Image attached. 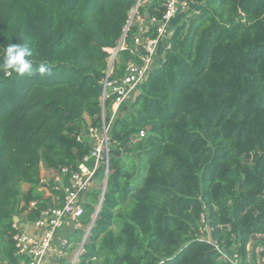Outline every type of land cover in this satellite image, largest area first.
I'll use <instances>...</instances> for the list:
<instances>
[{"label": "trees", "instance_id": "obj_1", "mask_svg": "<svg viewBox=\"0 0 264 264\" xmlns=\"http://www.w3.org/2000/svg\"><path fill=\"white\" fill-rule=\"evenodd\" d=\"M200 1L196 13L172 21L162 60L111 122V154L122 158H110L78 264L264 261V0ZM136 2L0 0V64L8 44L28 41L33 69H50L29 76L0 67V264L21 260L14 216L31 201L39 210L49 204L40 168L74 170L88 154V140L76 137L99 126L104 49L116 46ZM162 11L161 0L139 8L145 17ZM139 29L135 23L127 32L111 78L139 63L129 51ZM97 177L99 184L103 173ZM100 195V186L86 194L80 228L68 236L73 248Z\"/></svg>", "mask_w": 264, "mask_h": 264}, {"label": "built area", "instance_id": "obj_2", "mask_svg": "<svg viewBox=\"0 0 264 264\" xmlns=\"http://www.w3.org/2000/svg\"><path fill=\"white\" fill-rule=\"evenodd\" d=\"M151 0H137L129 13L122 35L113 48H106V70L101 81V113L99 126L88 125L84 132L77 134V141L85 139L90 143L88 154L84 155L76 169L63 167L60 173H52L47 178L40 177V189L49 199V204L39 210L37 201H31L27 207L14 216L12 240L15 255L21 258L19 264H78L79 257L84 252V244L90 234L100 211L105 192L107 178L110 173L111 141L108 132L112 120L118 110L127 103H132L139 93L154 67L157 59L162 60L168 48V40L173 32L172 21L176 18H186L188 14L197 12V0H161L162 14L160 18L145 17L139 14V8ZM195 12V13H196ZM139 24L140 34L133 39L130 53L137 57L139 63L129 62L124 75L111 78L113 64L120 51L127 49L125 38L133 24ZM154 29V37L146 36ZM111 101L110 118L106 120L105 102ZM143 132L138 138H142ZM103 173L98 184L97 175ZM52 181L51 185L50 182ZM100 186L101 195L92 214L91 223L84 228L82 240L73 245L66 238L57 239L58 231L66 226L79 228V218L84 213V199L88 192ZM39 212L38 217H29ZM93 222V223H92ZM258 252L261 249L257 250ZM226 260V258H223ZM232 264H238L233 261Z\"/></svg>", "mask_w": 264, "mask_h": 264}, {"label": "clouds", "instance_id": "obj_3", "mask_svg": "<svg viewBox=\"0 0 264 264\" xmlns=\"http://www.w3.org/2000/svg\"><path fill=\"white\" fill-rule=\"evenodd\" d=\"M33 55L32 47H30L28 41H24L22 44H8L3 51V60L0 67L5 71L15 72L18 74L27 73L29 76L36 75L41 76L50 74L49 67L46 64L41 63L38 68L33 69L32 60Z\"/></svg>", "mask_w": 264, "mask_h": 264}, {"label": "rangeland", "instance_id": "obj_4", "mask_svg": "<svg viewBox=\"0 0 264 264\" xmlns=\"http://www.w3.org/2000/svg\"><path fill=\"white\" fill-rule=\"evenodd\" d=\"M201 1L200 0H197V4H196V6H197V8H198V6H199V3H200ZM196 11H194L193 10V13H190V14H188V16H191L192 14H194ZM187 16V17H188ZM179 19L180 18H177L175 21H174V23H177L178 21H179ZM184 18H182V20H183ZM181 20V21H182ZM112 151H114V147L112 148ZM116 157V158H122V154H120V153H117V152H113L112 154H111V157ZM122 164L123 165H130V163H129V161H128V159H126V158H124V160L122 161ZM127 167V166H126ZM143 173V171L142 172H140V174H142ZM40 175H41V177L43 178H47V179H49V177H50V175L51 174H49L48 175V173L41 167L40 168ZM138 181H135V182H133V184H135V183H137ZM22 189H23V191H25V190H27L28 189V186L27 185H23L22 186ZM66 228H69V226H66V227H64L63 228V230L62 231H60V232H62V233H59V237H61V235L60 234H62V235H66L68 232H69V230L68 229H66ZM71 230H73L72 228H71ZM59 232V231H58ZM204 231H201L200 233H203ZM257 239H260V237L259 236H255L252 240H251V242H250V245H249V249L252 247V244L254 243V241L255 240H257ZM256 252V254L258 253L257 251H255ZM257 264H264V261H262V260H259L258 262H257Z\"/></svg>", "mask_w": 264, "mask_h": 264}, {"label": "crops", "instance_id": "obj_5", "mask_svg": "<svg viewBox=\"0 0 264 264\" xmlns=\"http://www.w3.org/2000/svg\"><path fill=\"white\" fill-rule=\"evenodd\" d=\"M85 119V122H89V119L87 118V117H85L84 118ZM41 176V175H40ZM44 196H47V192H45L44 193ZM93 218V216L91 215V219ZM91 223V222H90ZM71 228L72 229H75L74 227H71V226H69V228H66V229H68L69 230V232L66 234V235H62V234H60L61 235V237H59V233H62V232H60V231H62L63 229H61L59 232H58V234H57V239H61V238H66L67 240H68V236L69 235H71L72 234V232H73V230H71ZM80 228V227H79ZM69 241V240H68ZM87 242V241H86ZM69 243H71L70 241H69ZM72 244V243H71ZM73 245V244H72Z\"/></svg>", "mask_w": 264, "mask_h": 264}, {"label": "water", "instance_id": "obj_6", "mask_svg": "<svg viewBox=\"0 0 264 264\" xmlns=\"http://www.w3.org/2000/svg\"><path fill=\"white\" fill-rule=\"evenodd\" d=\"M131 156H132L133 158H135V159L137 158V154H136V153H132ZM103 196H104V193L102 194V197H103ZM14 220H15V218H14ZM93 222H94V220H93ZM93 222H92V223H93Z\"/></svg>", "mask_w": 264, "mask_h": 264}]
</instances>
